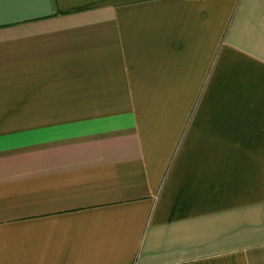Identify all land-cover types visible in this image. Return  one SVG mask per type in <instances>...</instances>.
<instances>
[{
    "label": "crops",
    "instance_id": "0c3cea01",
    "mask_svg": "<svg viewBox=\"0 0 264 264\" xmlns=\"http://www.w3.org/2000/svg\"><path fill=\"white\" fill-rule=\"evenodd\" d=\"M0 264H264V0H0Z\"/></svg>",
    "mask_w": 264,
    "mask_h": 264
}]
</instances>
